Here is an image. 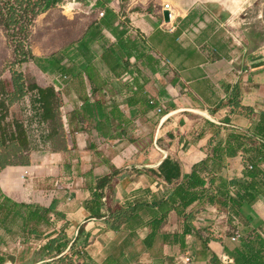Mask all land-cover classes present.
Returning a JSON list of instances; mask_svg holds the SVG:
<instances>
[{
  "label": "crops",
  "instance_id": "0c3cea01",
  "mask_svg": "<svg viewBox=\"0 0 264 264\" xmlns=\"http://www.w3.org/2000/svg\"><path fill=\"white\" fill-rule=\"evenodd\" d=\"M166 5H170V12L164 9ZM66 8L82 11L62 14V20L72 25L76 34L70 31L68 41L58 44L54 55L39 43L48 41L50 29L45 27L54 24L52 17L59 9ZM101 11L105 17L99 16ZM165 12L173 16L168 23ZM34 26L30 36L32 39L37 35L38 39L29 42L36 60L31 62L39 69L42 60L56 56L62 67L72 71L69 77L59 75L63 81L57 89L62 94L63 110L80 103L73 112L76 121L69 122L77 129L74 136L78 148L74 152L84 160L82 174L93 165L98 178L112 174V165L122 170L106 189L103 218H93L88 209L93 201L90 181L84 177L79 181L75 176L70 190L63 189L67 194L55 197L60 199L58 210L66 219L57 220L48 231L54 233L51 239L60 233L68 235L71 243L65 252L72 254L74 264H211L212 255L224 263L226 260L221 258L228 256L223 246L233 249L237 244L221 232L230 224L219 223L225 213L220 206H208L204 212L205 220L216 215L212 211L218 213L216 221L201 223L218 228L221 242L211 241L205 250L202 241L188 235L185 253L169 241L147 248L145 240L152 232V217L144 208L139 211L143 223H131L118 231L108 228L109 206H157L171 192L154 175L167 154L175 157L189 174L195 165L212 159L218 144L224 152L221 163L209 161L219 170L218 179L243 180L244 170L250 166L246 163L248 156L243 154L244 146L236 145L233 157L226 153L234 137L242 140L247 134V147L264 143V138L253 133L257 129L264 136V0H66L39 15ZM53 30L57 42H62L57 38L68 32L65 28ZM86 68L93 72L96 82H89ZM72 92L77 97L71 101ZM145 101L154 106L147 115L140 111ZM87 103L95 109L102 103L112 121L116 120L114 110H120L122 120L133 122L129 135H121L118 124L112 122V130H103L108 138L90 136L74 114ZM100 115L95 113L94 119H101ZM150 119L158 123H151ZM141 120L148 121L146 126L151 124L144 134L137 132L135 126ZM80 135L90 141L87 148L82 146ZM94 141L98 142L97 151L91 149ZM133 148L138 150L137 156L118 164V157L133 152ZM96 152L104 154L101 157ZM68 158L65 154L34 151L29 165L0 172V192L19 203L45 204L46 198L36 201L27 195L39 190L42 177L55 175L54 170L57 174L52 179L53 187L68 184L71 179L62 173ZM104 158H109L111 165L104 164ZM76 162L78 159H74L75 165ZM112 185L114 191L110 192ZM219 185L217 180L216 186ZM251 212L252 217L264 222L263 196L257 198ZM173 226L172 222L167 224L165 232ZM83 228L87 244L75 249ZM261 228L264 230V225ZM186 258H191V262H184Z\"/></svg>",
  "mask_w": 264,
  "mask_h": 264
},
{
  "label": "trees",
  "instance_id": "16d2710c",
  "mask_svg": "<svg viewBox=\"0 0 264 264\" xmlns=\"http://www.w3.org/2000/svg\"><path fill=\"white\" fill-rule=\"evenodd\" d=\"M64 2L66 0H0V28L4 30L6 38L13 47L14 65L33 59L26 39L28 38L29 42L36 18L53 6ZM19 34H23L25 38L18 39ZM27 48L29 49L26 50ZM46 62L49 64V73L58 74L61 77L72 75L70 69L61 66L58 58L51 57ZM84 72L87 78L96 82V77L89 68L84 69ZM11 75L12 89L0 75V172L12 166L29 165L30 154L34 151L68 155L69 158L65 160L62 173L65 178H70L71 181H67L68 184H63L60 188L70 190L73 184L72 179L75 176L79 181L82 177L89 180V190L93 193V201L91 205L89 204L88 209L93 218H103L105 216L106 189L114 175L121 173L122 170L112 165V174L98 178L93 165L89 171L82 174L84 160L74 152L78 148L74 136L77 129L72 128L71 122L68 123V127L66 126L62 115L63 105L59 90L57 91L56 87L52 85L42 87L35 83H28L24 74L16 69L11 70ZM234 91L232 90L231 93ZM31 93L36 95L37 112L31 113L29 118H24V113L19 108L24 105L25 99ZM141 105L140 111L144 115L149 114L154 107L147 101ZM21 112L23 119H21ZM98 112L101 114L99 116L101 119L96 121L95 113ZM106 113L107 110L102 103L97 106V109L87 103L83 110L74 114L79 116L81 122L85 124L86 132L90 136H95L96 139L101 136L108 138L103 130L105 131L106 126L108 130H112V122L118 124V130H122L121 135H129L128 129L132 126V121L122 120V113L118 109L114 110L113 115L116 119L114 121L110 120ZM100 122H104V124ZM150 122L158 123L155 119H150ZM33 124L37 125L35 130L29 128ZM262 131H264V127ZM36 132H38V136L34 140ZM253 133L264 138L257 132V129H254ZM244 137L242 140L234 137V140L228 145L226 153L227 157H233L236 154L235 146L238 144L244 146L243 154L248 156L246 163L252 168L246 166L243 180L231 179L227 181L223 177L218 179L220 172L209 161L221 163L224 152L219 144L213 150L212 159L209 158L195 165L189 174L175 157L167 154L154 175L161 180L164 187L171 190L169 197L157 206L146 204L113 207L110 204V218L107 227L118 231L131 223H143L139 211L140 208H144L152 217L149 222L152 232L145 240L147 248H153L158 242L164 244L169 241V243L179 245L181 251L185 253L188 249L187 236L191 235L202 241L206 250L211 241L221 242V237L218 228L203 226L198 216L207 212L208 206H220L226 213L227 222L231 228L227 235L236 238L235 234L239 232L240 237L237 238V245L233 249L223 246V250L228 256L226 262L222 263L219 261L220 259L212 255L211 264H264V230L258 231L264 222L251 216L253 213L251 206L259 196L264 197V143L247 147L246 140L250 137L247 134ZM220 144L222 145L221 142ZM97 146L98 142L94 141L91 149L97 151ZM96 154L102 157L104 153L96 152ZM74 159H78L76 165ZM104 162L111 165L109 158H104ZM217 180L220 181L219 187L216 186ZM112 191H114V185L110 187V192ZM46 193L48 195L54 192L48 190ZM47 195L45 194L44 198ZM59 205L60 199L58 198H52L49 206L43 203H19L0 192V230H4L6 234L12 236L20 233L49 240L45 246L36 250L30 260H24L22 264H37L48 260H52V262L44 264L64 263L65 260L61 256L70 245V238L67 234L60 233L57 238L51 239L54 233L48 232L57 224V220L66 219V215L58 210ZM170 222L174 226L171 231L165 232L164 228ZM202 223H207L205 218ZM85 235L86 230L83 228L75 244V249H78L79 245L86 246ZM6 262L4 254L0 253V264ZM15 263L13 261L11 264Z\"/></svg>",
  "mask_w": 264,
  "mask_h": 264
},
{
  "label": "rangeland",
  "instance_id": "374dc122",
  "mask_svg": "<svg viewBox=\"0 0 264 264\" xmlns=\"http://www.w3.org/2000/svg\"><path fill=\"white\" fill-rule=\"evenodd\" d=\"M65 3L66 2H64L63 4H65ZM61 11H62V13H61ZM78 11H82V10H78V9L75 10V9H68V8H66L65 10L59 9L58 14L55 15L54 17H52V20H54V24L51 26L47 25L45 27V28L50 29L49 34H48L49 35L48 41L45 42L43 40L39 44L43 43L44 47L46 46L48 49H50V52L52 54H54L53 52L58 47L57 45L60 43L62 44L64 42L68 41L67 39H69V37L72 34L69 32L70 31L73 32V29H71L72 25L67 24L64 20H62L63 19L62 14H66L69 16V15H72V13H75ZM32 28L34 29L35 26H33ZM61 28L62 29L65 28L68 32H65V37L62 36L61 38H57L59 40H63L62 42H57L55 40L56 39V33L53 29H56L57 31H59ZM61 31H63V30H61ZM75 34H76V32H75ZM32 37H33L32 39H31V36L29 37V42H30V39H31V41L35 42V37H36V39H38L37 35L32 36ZM24 38H25V36L23 34L18 35V39L22 40ZM29 42H28V38H27L26 43L30 48L31 44ZM29 48H27L26 50H28ZM76 55H78V54H76ZM54 58H57V57L54 56ZM31 61H36V60H34V56H33L32 60H30L26 63H22V64L19 63L17 65H14L15 56H14L13 47L9 43L8 39L6 38L4 30L2 28H0V75H2V77L7 81L10 89H12V80H11V76H12L11 70L12 69H16V70L22 72L24 74L25 79L28 80V83H31V84L35 83V84H38L42 87H47V86L52 85V86H55L56 89L59 88L60 86L62 87V81L63 80L61 78H59V75L54 74V73L51 74L48 72L49 64L46 62V60L45 61L42 60V64L38 65L39 69L37 68V65L32 63ZM45 68H46V71H45L46 74L42 75L40 70H42L43 74H44ZM89 82L92 84L91 80H89ZM57 91H58V89H57ZM130 95H133V94L130 92ZM59 96L62 97L61 92H59ZM76 97H77V93L72 92L70 94L69 100L72 101V100L76 99ZM35 99H36L35 93H31L25 99L24 105L21 106V108H19L24 113V115H23L24 118H26V117L29 118L31 116L30 115L31 113L34 114L37 112ZM104 101H105V99H104ZM71 105H72V107H69L68 109L64 108V110L62 112V115H63V118L65 120L67 127H68L69 121L76 119V117L73 116V112H74V110H77L76 108H79L80 103H78V104L75 103V104H71ZM22 112H21V119H23ZM80 123L84 126L83 122H80ZM100 123L104 124V122H100ZM146 123L143 120H141V122L136 123L135 126L137 128V132L140 131V134H144L146 131L148 132V130H146V129L149 126H151V124H148L146 126ZM29 128L31 130H35L37 128V125L33 124ZM106 130H108L107 126H106ZM37 136H38V132L35 133V137H33V139L35 140ZM79 138H80V142L84 148H87L90 145L89 140L85 139L84 137L82 138L81 135L79 136ZM104 148H106L105 145H104ZM120 148H121V146H120ZM133 150H134L133 152L126 153L125 155L117 154L116 156L120 155L118 157V161H117L118 164H124L125 161L129 162L131 158H135L138 154V150L136 148H133ZM51 167L52 166H50V168ZM54 171H55V175H48V176H45V178L42 177L43 178L42 180L44 182L40 184L39 190H37L34 194L31 191L30 192L31 194H28L27 197H29L31 195V198H35L36 201H43L45 194L47 195V193H46L48 191L47 189L49 187H52V188H54L52 190L54 193L48 194L46 199H45V204L49 205L51 203L52 198H55L56 196H63L65 194H67V193L63 192V189H61L60 187H53L52 179L57 174L56 170H54ZM99 172H102V171L99 170ZM46 178H48V179H46ZM261 205H263V204H261ZM252 206H251V208H252ZM212 213H214L216 215H214V216L212 215V217L206 218L205 221L208 222L211 219L216 220L219 217L218 213H216L215 211H212ZM198 218H199L200 222H203L204 221V213L200 214L198 216ZM225 218H227V215L223 213L220 216V219H219L220 222L219 223L224 222V224L226 225L227 219H225ZM202 225L204 226L205 224H202ZM230 230H231L230 226H227V227L225 226L224 229L221 230V232H226L228 234V232ZM260 230L262 231L263 229L260 228ZM236 240H237V238H234V240L230 241V242L231 243H237L238 241H236ZM47 243H48V240H46L44 238H35L32 235L26 236L25 234H20V233H19V235L15 234L14 236H12V235L6 234L4 232V230H0V253L4 254V256H5V258L9 264H10V262H13V261L16 262L15 264H22V262L24 260H30V258L33 257V254L36 252V250L38 251L42 246H45ZM69 253L70 252L67 251L61 256L65 260L63 264H74V258L72 256V254H69ZM221 260H227V257H222ZM51 262H52V260L49 261V263H51ZM223 262H226V261H223Z\"/></svg>",
  "mask_w": 264,
  "mask_h": 264
},
{
  "label": "built area",
  "instance_id": "2783aa9c",
  "mask_svg": "<svg viewBox=\"0 0 264 264\" xmlns=\"http://www.w3.org/2000/svg\"><path fill=\"white\" fill-rule=\"evenodd\" d=\"M164 9L166 10V11H168V12H170V5H166L165 7H164ZM105 15H106V13H104L103 11H101L100 13H99V16L100 17H105ZM169 19L171 20V19H173V16H172V14L170 13V15H169ZM160 112H162V109H160L159 110ZM248 168H252V166H248ZM235 236H236V238H239L240 237V233L239 232H237V234H235ZM233 240H234V238H232ZM184 262H191V258H186L185 260H184Z\"/></svg>",
  "mask_w": 264,
  "mask_h": 264
},
{
  "label": "water",
  "instance_id": "95a60500",
  "mask_svg": "<svg viewBox=\"0 0 264 264\" xmlns=\"http://www.w3.org/2000/svg\"><path fill=\"white\" fill-rule=\"evenodd\" d=\"M163 16H164V20L168 23L169 22V13L168 12H165ZM155 141L157 143V139ZM105 201L107 202V192L105 194Z\"/></svg>",
  "mask_w": 264,
  "mask_h": 264
}]
</instances>
